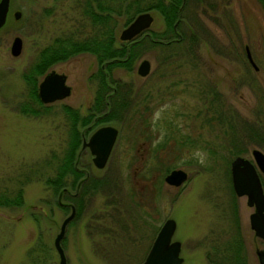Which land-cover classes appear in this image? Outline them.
<instances>
[{
    "label": "rangeland",
    "instance_id": "rangeland-1",
    "mask_svg": "<svg viewBox=\"0 0 264 264\" xmlns=\"http://www.w3.org/2000/svg\"><path fill=\"white\" fill-rule=\"evenodd\" d=\"M88 1L12 0L20 15L14 24L0 28V197L17 190L21 197L12 205L0 202V264H58L52 241L71 204L74 215L60 240L66 264H140L167 217L175 222L171 239L180 242L181 264H217L221 246L231 236L239 241L243 264H260L257 252L264 248V238L249 227L253 208L246 205L245 196L235 195L229 163L236 155L253 162L252 148L264 154L262 134L228 147L226 136L232 131L214 126L216 112L205 100L211 84L225 107L264 134L262 3L188 2L184 15L191 31L185 41L191 49L184 50L185 42L168 47L144 43L131 68H111L108 88L115 80L121 92L131 90L134 103L142 100L150 108L146 119L153 136L148 140L129 128L131 113L115 109L107 115L108 110L91 107L95 89L90 74L97 68L91 53L80 52L51 66L67 74L71 88L66 97L43 104L30 95L41 76L30 65L38 49L88 23L83 13ZM139 1L142 6L149 0ZM143 11L152 16L143 33L170 35L155 8ZM128 22L116 17L117 44ZM15 36L21 41L16 56L9 51ZM191 50L196 52L188 53ZM142 58L149 63L144 75L136 71ZM65 104L79 114L81 137L102 124L114 125L117 133L101 168L93 164L87 147L78 146L73 158L80 172L75 185L66 176L63 191L54 192L46 179L55 176L73 134ZM238 131L244 130L236 127ZM183 136L191 139L183 144L187 148L179 147ZM236 146L240 152L231 155ZM172 168L186 173L178 185L164 180ZM257 172L264 193V170ZM88 177L94 190L73 195Z\"/></svg>",
    "mask_w": 264,
    "mask_h": 264
},
{
    "label": "trees",
    "instance_id": "trees-1",
    "mask_svg": "<svg viewBox=\"0 0 264 264\" xmlns=\"http://www.w3.org/2000/svg\"><path fill=\"white\" fill-rule=\"evenodd\" d=\"M201 1L202 0H152L150 2L149 0L145 1L143 5L140 6L141 2L139 0H89L85 3L83 8V13L87 17L88 23L80 26L76 33L68 34L63 38H53L50 44L43 49L42 54L40 53V57L42 58L47 56V62L40 65L38 72H41L46 67V64H51L59 59H66L69 56L80 52L93 54L97 63V68L90 74V76L94 79L95 89L91 107L98 111L108 110L107 115L109 112L115 111V109L120 113H123L124 111H126V114L131 113L130 118H128L130 124L129 128L133 132L138 130L139 135L143 136L142 138L151 140V137L153 136V129L150 128V122L146 119V111L149 108L148 105L146 103L143 104L142 100L134 103L131 90L121 92L122 90L118 87L120 85L118 82H115V80L112 81L111 79V82L114 85H112L114 90L110 87L108 88L107 80L110 81V70L113 66H121L125 69L131 68L134 58L139 56L144 43L152 44L154 46L158 45L160 47H168L173 44L182 45L183 42H185L183 44L184 50L191 49V43L185 41L186 37H190L189 33L191 31V22L189 19H185L186 15H184V10L187 8L188 2H193L194 5L197 6V3L199 4ZM259 1L264 7V0ZM92 2H96L95 7ZM151 8H155L160 14L165 25V32L170 35L163 33L159 34L154 31L148 33L145 31V34L143 32L139 33L140 35L136 36L133 41H128L129 43L119 42V44H117L114 34L116 17L119 15L123 16L126 22H128L136 13L143 10H149ZM88 26L89 29L86 30ZM188 28L189 31L187 30ZM200 28L198 31H200ZM176 32L180 34L179 38L176 41L171 40V38L176 35ZM188 40H190V38ZM100 63H104V66L100 67ZM29 91L31 97L36 101H39L34 87H30ZM107 91L111 92L108 93V96H104L107 94ZM208 92V95L210 96L205 101L209 104V107H211L210 109L216 112V117H214L216 119V123L214 126L217 125V127H222L225 125L232 131V133H229L226 136L228 137V147L241 143L244 138L250 139V137H254L253 134H257V137L262 134L260 135V138L263 137L264 140V134L258 127L250 124L234 110L223 105V102L220 100V94L214 86H211V84ZM64 109L67 112H71L69 113L71 118H67L69 119L68 122L70 128L73 129V134L69 142V148L64 152L59 169L56 171L55 176L46 179V182L52 186L54 192H58L60 189L62 190L66 184L64 180L65 178L63 179V177L66 176H71V184L74 186L76 178L80 173L73 165L75 150L80 143L78 130L79 114L74 109L71 110L69 106H64ZM31 111L35 112L32 108ZM67 112L65 113L69 116ZM83 117H81V121H83ZM210 117L213 118L212 116ZM89 120L90 118H88V121ZM207 122H209V118L207 119ZM236 127H238L239 130L243 129V133L238 131V134H236ZM180 140L183 141L179 142V147L187 148V146H183V144L191 139L187 136H183L180 137ZM237 147L238 146L231 151V155H235L240 152ZM90 179L91 178L88 177L80 183L79 193L77 194L81 195V193L88 191V189L90 191L94 190L95 184L92 183ZM20 198V190H17L15 194L11 196H1L0 202L6 205H12L13 203H19ZM72 198L74 199V197H71V199ZM230 238H227L224 241V247L221 246L222 249H220L222 252H220L218 257L215 259L217 264H243L244 259L241 255L239 241L235 239V236H231Z\"/></svg>",
    "mask_w": 264,
    "mask_h": 264
},
{
    "label": "water",
    "instance_id": "water-1",
    "mask_svg": "<svg viewBox=\"0 0 264 264\" xmlns=\"http://www.w3.org/2000/svg\"><path fill=\"white\" fill-rule=\"evenodd\" d=\"M6 0L0 2V24L4 18ZM152 21V16L148 11L136 13L133 18L120 29L118 37L121 40L131 39L136 34L146 29ZM20 38L15 36L9 47L12 55L19 52ZM246 57L253 67L255 65L250 59L247 50ZM149 67L148 60L142 58L136 71L144 75ZM69 92L68 86L64 83V75L53 70L47 72L39 81L37 86V96L41 102H50L66 96ZM117 128L111 124H102L95 127L83 138L81 147L86 146L92 154L93 164L101 168L106 162L107 156L116 137ZM253 162L246 157L236 155L229 163L230 179L232 189L237 196H245V203L253 210L248 214V224L254 235L264 238V193L258 176L259 171L264 170V154L257 148L251 149ZM186 173L181 168H172L165 175L164 180L171 185H178L185 178ZM74 215V206L71 204L69 212L61 220L58 231L53 237V247L57 253V263L66 264L65 256L60 245V240L64 234L67 222ZM175 222L171 217L165 218L159 225L146 255L140 264H181L182 257L179 255L180 242L171 239ZM258 261L264 264V248L257 252Z\"/></svg>",
    "mask_w": 264,
    "mask_h": 264
},
{
    "label": "flooded vegetation",
    "instance_id": "flooded-vegetation-1",
    "mask_svg": "<svg viewBox=\"0 0 264 264\" xmlns=\"http://www.w3.org/2000/svg\"><path fill=\"white\" fill-rule=\"evenodd\" d=\"M2 0H0V2H1ZM198 5V4H197ZM20 15V13H19V11H18V9H16L15 7H13L12 6V0H6V9H5V12H4V18H3V21H2V23L0 24V28H2L3 26H6V25H10V24H14V22H15V20H17V17ZM10 30V29H9ZM176 30V29H175ZM138 35H140V34H136L134 37H132L131 39H126V40H123L122 42H124V43H129L130 41H133L134 40V38L136 37V36H138ZM179 36H180V34L179 33H177L176 32V35L175 36H173L172 38H171V40H177L178 38H179ZM14 38V37H13ZM129 41V42H128ZM20 44H21V41H20ZM48 45V44H47ZM47 45H44V46H41L39 49H38V51H37V55H36V62L35 63H30V65H32L31 66V69L33 68L34 70L33 71H39L38 69H39V67H40V65L42 64H45L46 62H47V56L44 58H42V57H40V53L42 54V52H43V49L47 46ZM20 52V51H19ZM19 52L17 53V54H15V56L16 55H18L19 54ZM194 52H196V50H191V51H189L188 53H191V54H193ZM246 53V52H245ZM72 56V55H71ZM70 57V56H69ZM68 57V58H69ZM68 58H66V59H68ZM66 59H59V60H57V61H55V62H52L51 64H46V67L41 71V72H38L41 76H40V79H37V81H36V83H34L33 84V87H34V89H35V91H36V96H37V86H38V83H39V81L42 79V77L47 73V72H49L50 70H53L54 72H56V73H60V74H62V75H64V83L68 86V88H69V92H70V88H71V86L66 82V76H67V74H66V72L65 71H59V70H55L53 67H51L53 64H57V63H59V62H64ZM104 66V63H100V67H103ZM112 90H114V87L111 85V86H109ZM69 92H68V94H69ZM67 94V95H68ZM66 95V96H67ZM66 96H64V97H66ZM64 97H62V98H64ZM37 98H38V96H37ZM62 98H59V99H62ZM39 99V98H38ZM59 99H55V100H59ZM55 100H53V101H55ZM40 101V100H39ZM41 102V101H40ZM52 101H50V102H41V103H43V104H48V103H51ZM65 106H69L70 107V105H68V104H65ZM89 135V134H88ZM88 135H87V137H88ZM87 137L86 138H84L83 136L81 137L80 136V132H79V140H80V143H79V147H81V143H82V140H83V138L86 140L87 139ZM83 147H86V146H83ZM63 190V189H62ZM78 193V190L76 189L75 190V192H73V195H76Z\"/></svg>",
    "mask_w": 264,
    "mask_h": 264
}]
</instances>
